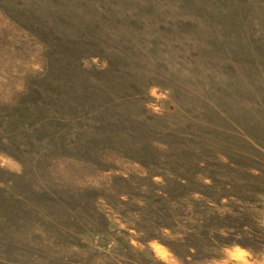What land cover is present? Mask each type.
<instances>
[{
  "label": "rangeland",
  "instance_id": "1",
  "mask_svg": "<svg viewBox=\"0 0 264 264\" xmlns=\"http://www.w3.org/2000/svg\"><path fill=\"white\" fill-rule=\"evenodd\" d=\"M0 264H264V0H0Z\"/></svg>",
  "mask_w": 264,
  "mask_h": 264
}]
</instances>
